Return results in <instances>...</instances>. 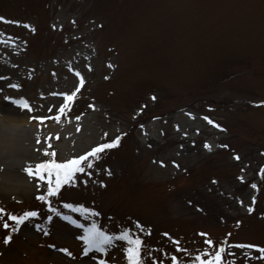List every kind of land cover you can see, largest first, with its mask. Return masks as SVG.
Instances as JSON below:
<instances>
[{
	"label": "rangeland",
	"instance_id": "rangeland-1",
	"mask_svg": "<svg viewBox=\"0 0 264 264\" xmlns=\"http://www.w3.org/2000/svg\"><path fill=\"white\" fill-rule=\"evenodd\" d=\"M0 17V148L13 137L3 131L8 119L39 129L92 125L97 137L80 138L72 154L54 151L57 163L121 137L46 201L37 197L47 179L27 182L15 171L18 187L1 183L0 264H127L122 240L84 254L79 237L93 223L139 237L144 264L172 256L191 264L210 250L208 239L226 249L225 264H264L255 248L231 247L264 246V0H0ZM156 121L147 138L144 127ZM2 156L20 163L15 151ZM26 211L38 215L19 231L2 227L14 226L7 214Z\"/></svg>",
	"mask_w": 264,
	"mask_h": 264
},
{
	"label": "snow or ice",
	"instance_id": "snow-or-ice-1",
	"mask_svg": "<svg viewBox=\"0 0 264 264\" xmlns=\"http://www.w3.org/2000/svg\"><path fill=\"white\" fill-rule=\"evenodd\" d=\"M3 17H0V20H3ZM24 27H29L28 25H24ZM34 31V29H33ZM77 76H79V73H76ZM0 79H3L0 77ZM84 83L83 78L80 79V85L82 86ZM9 87L18 88L19 85H9ZM80 89L77 88L76 91L72 92L70 95L64 94V103L60 106L59 112L60 114H64L65 111L70 107L71 102L76 96V93L79 92ZM4 99L6 101H9L10 104L17 109H24L28 112H32L33 109L28 103L27 100L23 98H12L5 96ZM155 99V97H153ZM264 104V101L261 102ZM33 120L38 121L39 123H43L45 119H49L50 117H41V116H33L31 117ZM55 120L59 121L60 116H56L54 118ZM79 119V117H77ZM204 119L208 120V123H213L211 120H209L207 117ZM219 127L218 125H216ZM58 139V137H57ZM121 137L116 136L114 140H112L110 143H100L97 146L91 148L90 151L85 152L83 155H79L76 157H73L71 159H67L63 161L62 163H57L54 159L56 156V152L52 151L49 152L47 150L44 151V156L53 157L51 160H44L43 162L35 165H28L22 170L27 173V175L31 177H38L40 180L45 179V173L47 174V193L46 195H41L37 197V199L41 201H46L49 197H53L59 194L60 189L63 185L71 183L73 177L76 173H84L86 171V167L88 169H91L93 167V160L99 159V155L103 153L106 149H111L114 147H117L119 145ZM37 143H40V140L37 139ZM52 145L49 144L48 148H51ZM205 147H209L208 145H205ZM236 159L238 160L239 157L237 156ZM90 174V173H89ZM110 174V173H109ZM53 177L55 179L53 180ZM253 188H255V185H252ZM64 208L71 209L72 211H79L88 213L89 209L83 208V207H74L72 204H64ZM52 212H56L57 215H60V213L55 208H50ZM253 209L251 207L248 208V212L251 213ZM5 209L0 208V213H4ZM93 215H96V213H92ZM38 213L36 211H26L23 213V215L16 216L12 214H7V220L13 221L14 226L9 225V223L4 222L2 224V227L5 229L11 228V231L13 233L19 231L20 225L24 224L26 220H28L31 217H36ZM63 219L70 220L68 216H64ZM73 224H75V221H71ZM239 222H237L236 227H239ZM79 227H84L83 225H79ZM47 234V233H45ZM205 235V234H201ZM231 235V234H229ZM11 235L6 236L4 239V243L8 244L11 242ZM81 241H83L85 247L83 249V252L85 255H88L89 252H92L95 250L96 252H104L106 251V246H109L112 244L113 239L122 240L127 242V247L124 249L126 253V259L127 264H144L143 258L141 256V251L143 248V242L139 237L133 238L127 231L122 232L119 236L113 237L111 235H108L101 231L99 228H97L96 224L93 223L91 227L84 228V234L79 237ZM178 243V242H177ZM205 244L208 245V248L210 250H206L204 252H201L199 255H196L194 260L191 262V264H225V253L226 249L223 246H218L213 248V241L211 239L205 240ZM54 247V246H50ZM234 249H252L255 248L257 250L258 257L261 261H264V246H258L254 244H244V243H238L231 245ZM61 252H65L68 255H71L70 252L67 251V249H59ZM178 251H186L182 249H178ZM231 255H235V253H231ZM172 264H179V261L176 256L171 257ZM99 264H106L105 261L101 260ZM155 264V262H154ZM234 264V262H233Z\"/></svg>",
	"mask_w": 264,
	"mask_h": 264
},
{
	"label": "bare ground",
	"instance_id": "bare-ground-1",
	"mask_svg": "<svg viewBox=\"0 0 264 264\" xmlns=\"http://www.w3.org/2000/svg\"><path fill=\"white\" fill-rule=\"evenodd\" d=\"M6 122H7L6 125H9V126L8 127L5 126L3 128V131L6 132V135L8 136L10 135L13 137L9 143L5 142L6 144L5 149L0 148V173L4 174V171L6 168L5 177L2 180H0V185L2 183V185L4 186H8V187L13 186L14 188L18 187L20 184V183L19 184L17 183L15 185H12V182H16L15 181L16 176H14L15 171L20 172L21 174H23L24 178L29 179V180H26L27 182L29 181V182H34V183L36 182L44 183L38 177L30 178L27 175V173H25L22 169L25 168L27 164L35 165V164H39L43 162L44 160H46L43 157L45 150L49 152L57 151V152H60V154L61 152L65 153L66 151H68V152H71L72 154L73 153L72 151H80V149L78 148L76 149L77 146H80V144H78L80 138H83L86 141L85 143H88L89 140L92 139V137H95V136L97 137V131L94 133V128L92 125H88V127L84 130V129H81L79 123L74 120L68 122V124L66 125H62L58 127L57 125H54L47 129L43 127H41L40 129L36 128L37 125H29V124L21 125L18 122L14 121L13 119H8V121ZM162 123L163 124L167 123V120H163ZM155 126L157 127L160 126L158 121H156L155 123L151 122L144 127V130L148 132L147 138H149V135L151 134V132H154L157 129V127ZM169 126L170 124L167 127ZM117 127H120V125H117ZM159 130L161 131L160 128ZM165 131H168V130H165ZM18 135L23 137V139L21 140L23 141V147L22 146L19 147L16 145L15 138ZM30 135L32 136V138L29 137ZM60 136L62 137V139L59 141L57 137H60ZM101 136H104V133L103 134L100 133V137ZM37 139L40 140V143L36 142ZM2 140L3 139L0 138V143L2 142ZM56 140L59 142L56 143ZM49 144L52 145L51 148H48ZM13 151L21 155L19 157L20 163H17V165L12 164L14 160H12L11 162L7 159L6 161V159L2 156L4 154L6 155L7 152L12 154ZM172 165L176 168L179 166V163L172 162ZM7 168L12 170V172L10 173ZM44 175H45V179H47V174L45 173ZM244 179L245 181H248V177H244Z\"/></svg>",
	"mask_w": 264,
	"mask_h": 264
}]
</instances>
